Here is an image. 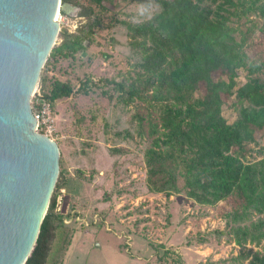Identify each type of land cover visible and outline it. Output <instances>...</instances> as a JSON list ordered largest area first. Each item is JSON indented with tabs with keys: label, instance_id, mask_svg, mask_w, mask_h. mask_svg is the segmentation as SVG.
<instances>
[{
	"label": "rangeland",
	"instance_id": "374dc122",
	"mask_svg": "<svg viewBox=\"0 0 264 264\" xmlns=\"http://www.w3.org/2000/svg\"><path fill=\"white\" fill-rule=\"evenodd\" d=\"M115 1H119L116 7L103 3L107 10L98 15L103 19L92 40L74 56L58 57L45 71V84L39 79L31 97L32 104L54 78L68 80L73 87V92L57 99L51 109L63 163L59 162L60 185L55 184L52 193L57 231L62 234L53 241L49 264H261L264 239L238 243L232 230L249 227L263 213L250 211L247 220L234 221V213L243 210L239 202L227 196L213 204L198 203L187 196L180 175L178 191L151 189L146 152L166 149L153 143L165 132L157 106L152 105L159 79L136 66L141 58L132 55L125 27L109 24L114 16L136 22L149 15L154 5L144 0ZM89 5L96 14L101 11L94 3ZM79 10L73 16H57L59 31L53 46L61 43V32H75L86 22ZM240 10L239 4L230 24L237 28L238 41L245 38L249 58L244 68L254 67L264 63V20ZM238 74L242 82L247 76L264 79V66L253 73L240 68ZM217 75L214 73V78ZM150 77L154 86L145 81ZM104 78L114 82L107 83ZM80 82L88 85L86 92L80 90ZM131 91V100L125 104L123 99ZM201 92L202 88L195 91ZM238 103L232 98L223 102L222 115L227 122L236 118ZM261 132L246 146L250 162L264 159ZM75 150L81 154L93 150V160L89 155V160L76 161L71 155ZM166 177L159 172L150 178L162 182Z\"/></svg>",
	"mask_w": 264,
	"mask_h": 264
},
{
	"label": "trees",
	"instance_id": "16d2710c",
	"mask_svg": "<svg viewBox=\"0 0 264 264\" xmlns=\"http://www.w3.org/2000/svg\"><path fill=\"white\" fill-rule=\"evenodd\" d=\"M87 1L85 5L79 0H62L79 6L78 15L86 22L75 32H61L62 41L51 48L40 74L43 84L47 80L46 69L52 67L58 57H72L92 40L96 26H100L103 19L98 15L107 10L103 3L106 1L115 7L119 3L115 0ZM128 1L139 3L143 0ZM144 1L154 5L149 15L136 22L114 16L109 25L121 23L125 27L130 36L132 55L141 58L136 66L159 79L155 86L158 96L152 105L157 106L165 132L153 143L166 149L147 150L148 183L153 190L178 191L176 180L180 175L187 196L198 203L213 204L227 196L233 197L243 208L234 213V221L247 220L250 211L263 213L261 218L250 222L249 227L233 228L236 241L259 242L264 239V159L248 161L246 146L256 140V132L264 133V79L247 76L242 82L238 70L243 68L253 73L264 63L244 68L249 58L245 38L236 39L237 28L230 24V16L240 4L241 14L256 15L264 20V0ZM91 3L101 10L98 14L89 5ZM214 73L218 74L217 78ZM103 81L114 82L105 78ZM145 81L148 86L155 84L151 77ZM79 88L86 92L88 85L80 82ZM200 88L202 92L196 94ZM72 92L68 80L54 78L41 94L54 109L57 99ZM133 93L131 91L128 98L123 99L125 104L129 103ZM229 98L239 102L237 116L232 122H227L221 108ZM71 155L76 161L89 160L90 156L93 160L94 151L81 154L75 150ZM61 161L60 158L62 164ZM159 172L167 177L162 182L151 180L150 177ZM56 184L57 187L60 185L57 181ZM55 203L52 194L35 244L24 264L51 262L53 241L62 234L57 231ZM102 214L104 216L106 212L102 211ZM261 264H264V256Z\"/></svg>",
	"mask_w": 264,
	"mask_h": 264
},
{
	"label": "water",
	"instance_id": "95a60500",
	"mask_svg": "<svg viewBox=\"0 0 264 264\" xmlns=\"http://www.w3.org/2000/svg\"><path fill=\"white\" fill-rule=\"evenodd\" d=\"M62 0H0V264H24L59 174V146L30 100L59 31ZM73 11V12H72Z\"/></svg>",
	"mask_w": 264,
	"mask_h": 264
},
{
	"label": "built area",
	"instance_id": "2783aa9c",
	"mask_svg": "<svg viewBox=\"0 0 264 264\" xmlns=\"http://www.w3.org/2000/svg\"><path fill=\"white\" fill-rule=\"evenodd\" d=\"M60 11L57 12V16L60 15ZM37 99L35 102L30 100L31 110L35 117V130L46 134L51 139L55 140L54 132L56 128L52 124L51 116V104L49 101L45 100L41 93H37Z\"/></svg>",
	"mask_w": 264,
	"mask_h": 264
},
{
	"label": "bare ground",
	"instance_id": "6f19581e",
	"mask_svg": "<svg viewBox=\"0 0 264 264\" xmlns=\"http://www.w3.org/2000/svg\"><path fill=\"white\" fill-rule=\"evenodd\" d=\"M56 18H57V15H56Z\"/></svg>",
	"mask_w": 264,
	"mask_h": 264
},
{
	"label": "flooded vegetation",
	"instance_id": "af4514ba",
	"mask_svg": "<svg viewBox=\"0 0 264 264\" xmlns=\"http://www.w3.org/2000/svg\"><path fill=\"white\" fill-rule=\"evenodd\" d=\"M80 11V10H79ZM79 13V12H78Z\"/></svg>",
	"mask_w": 264,
	"mask_h": 264
}]
</instances>
